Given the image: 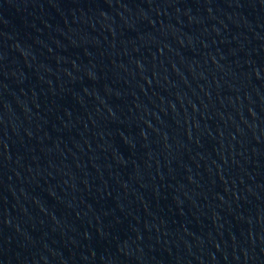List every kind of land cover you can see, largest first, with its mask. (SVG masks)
<instances>
[{
	"label": "water",
	"instance_id": "1",
	"mask_svg": "<svg viewBox=\"0 0 264 264\" xmlns=\"http://www.w3.org/2000/svg\"><path fill=\"white\" fill-rule=\"evenodd\" d=\"M264 229V0H64Z\"/></svg>",
	"mask_w": 264,
	"mask_h": 264
}]
</instances>
